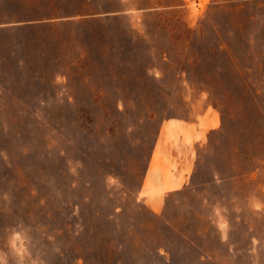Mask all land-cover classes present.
Wrapping results in <instances>:
<instances>
[{"label": "rangeland", "instance_id": "rangeland-1", "mask_svg": "<svg viewBox=\"0 0 264 264\" xmlns=\"http://www.w3.org/2000/svg\"><path fill=\"white\" fill-rule=\"evenodd\" d=\"M207 104L196 180L237 176L153 212L161 124ZM0 264H264V0H0Z\"/></svg>", "mask_w": 264, "mask_h": 264}, {"label": "crops", "instance_id": "crops-1", "mask_svg": "<svg viewBox=\"0 0 264 264\" xmlns=\"http://www.w3.org/2000/svg\"><path fill=\"white\" fill-rule=\"evenodd\" d=\"M222 126V114L208 104L193 119L163 121L141 187V195L153 212H163L166 199L172 192L198 190L208 183L237 176L215 171L209 180H196L202 150L207 148L212 133L221 130Z\"/></svg>", "mask_w": 264, "mask_h": 264}, {"label": "trees", "instance_id": "trees-1", "mask_svg": "<svg viewBox=\"0 0 264 264\" xmlns=\"http://www.w3.org/2000/svg\"><path fill=\"white\" fill-rule=\"evenodd\" d=\"M47 2V3H46ZM51 1H40L36 4H31L27 7H18L13 12L14 15H28L27 18H24L19 21H31V20H45L53 18L56 15L53 12H46L48 7H51Z\"/></svg>", "mask_w": 264, "mask_h": 264}]
</instances>
